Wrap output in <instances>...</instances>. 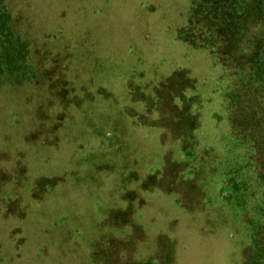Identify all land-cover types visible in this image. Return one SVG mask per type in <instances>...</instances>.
<instances>
[{
  "label": "rangeland",
  "instance_id": "374dc122",
  "mask_svg": "<svg viewBox=\"0 0 264 264\" xmlns=\"http://www.w3.org/2000/svg\"><path fill=\"white\" fill-rule=\"evenodd\" d=\"M7 2L36 77L0 83V264H247L264 181L232 78L177 37L188 0ZM181 69L191 154L156 107Z\"/></svg>",
  "mask_w": 264,
  "mask_h": 264
},
{
  "label": "trees",
  "instance_id": "16d2710c",
  "mask_svg": "<svg viewBox=\"0 0 264 264\" xmlns=\"http://www.w3.org/2000/svg\"><path fill=\"white\" fill-rule=\"evenodd\" d=\"M188 2L185 25L179 29L177 37L192 49L207 53L215 66L232 78L233 91L227 94L232 108V131L244 146H248L250 166L259 173L258 180L263 182L264 0ZM32 54L30 41L17 29L7 0H0V83L7 79L26 83L33 81L36 73ZM194 84L189 71L178 70L161 86L158 103L153 99L158 106L160 121L168 114L165 107L172 104L174 113L170 118L176 126L174 132L190 145L186 148L190 154V142L199 126V118L186 94ZM174 94L178 95L177 99H174ZM230 181L229 188L236 194L244 190L236 180ZM243 187H247L246 184L243 183ZM256 209L258 219L250 223L251 253L247 264H264V199Z\"/></svg>",
  "mask_w": 264,
  "mask_h": 264
}]
</instances>
